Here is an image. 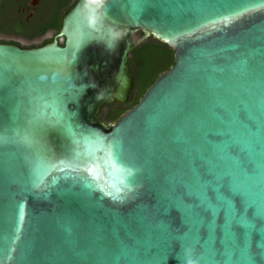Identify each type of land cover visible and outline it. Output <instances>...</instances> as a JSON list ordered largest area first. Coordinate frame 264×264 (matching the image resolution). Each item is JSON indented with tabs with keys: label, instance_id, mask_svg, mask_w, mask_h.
Returning <instances> with one entry per match:
<instances>
[{
	"label": "water",
	"instance_id": "obj_1",
	"mask_svg": "<svg viewBox=\"0 0 264 264\" xmlns=\"http://www.w3.org/2000/svg\"><path fill=\"white\" fill-rule=\"evenodd\" d=\"M148 36L175 64L103 120ZM0 137V264H264V0H76L0 42Z\"/></svg>",
	"mask_w": 264,
	"mask_h": 264
},
{
	"label": "flooded vegetation",
	"instance_id": "obj_2",
	"mask_svg": "<svg viewBox=\"0 0 264 264\" xmlns=\"http://www.w3.org/2000/svg\"><path fill=\"white\" fill-rule=\"evenodd\" d=\"M75 1L4 0V8L0 17V42L15 43L28 48L44 44L53 38L54 33L61 26L63 13L71 8ZM50 33H52L51 36H49ZM143 36L144 34L141 35ZM63 42V39H59L60 44ZM132 93L133 89L129 101L132 99ZM128 103L106 105L120 109L128 107ZM104 106V110L108 109V106Z\"/></svg>",
	"mask_w": 264,
	"mask_h": 264
},
{
	"label": "trees",
	"instance_id": "obj_3",
	"mask_svg": "<svg viewBox=\"0 0 264 264\" xmlns=\"http://www.w3.org/2000/svg\"><path fill=\"white\" fill-rule=\"evenodd\" d=\"M4 0H0V17L2 15ZM142 34L144 32L140 31ZM63 45V43H62ZM174 49L153 36L146 37L131 52L128 59L130 74L133 77V93L129 106L126 108H114L101 111L103 120L108 122L116 121L128 108L134 106L146 89L161 74L168 71L175 64Z\"/></svg>",
	"mask_w": 264,
	"mask_h": 264
},
{
	"label": "snow or ice",
	"instance_id": "obj_4",
	"mask_svg": "<svg viewBox=\"0 0 264 264\" xmlns=\"http://www.w3.org/2000/svg\"><path fill=\"white\" fill-rule=\"evenodd\" d=\"M215 134L230 138L229 140L221 141L219 144L215 145V148L219 151L226 152L227 148L230 145L246 146L244 142L237 139L236 134L230 125L225 124L221 129L217 130ZM2 139L3 138L0 137V140ZM259 156H260L259 172H260L261 178L264 179V151H262L259 154ZM209 163H211V161H209Z\"/></svg>",
	"mask_w": 264,
	"mask_h": 264
},
{
	"label": "rangeland",
	"instance_id": "obj_5",
	"mask_svg": "<svg viewBox=\"0 0 264 264\" xmlns=\"http://www.w3.org/2000/svg\"><path fill=\"white\" fill-rule=\"evenodd\" d=\"M52 33L49 34L51 36ZM142 33L140 31H136L135 33L132 34L133 39L137 40L141 38ZM108 122V121H107Z\"/></svg>",
	"mask_w": 264,
	"mask_h": 264
}]
</instances>
